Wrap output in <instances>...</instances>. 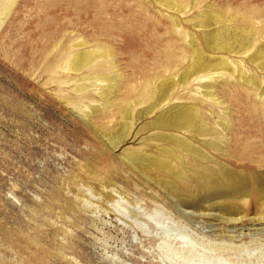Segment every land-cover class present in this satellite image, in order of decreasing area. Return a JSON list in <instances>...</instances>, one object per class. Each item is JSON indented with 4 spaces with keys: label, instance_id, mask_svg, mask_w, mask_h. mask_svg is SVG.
I'll list each match as a JSON object with an SVG mask.
<instances>
[{
    "label": "rangeland",
    "instance_id": "1",
    "mask_svg": "<svg viewBox=\"0 0 264 264\" xmlns=\"http://www.w3.org/2000/svg\"><path fill=\"white\" fill-rule=\"evenodd\" d=\"M183 6L177 13L158 0H15L4 20L0 6V264H264V197L256 181L264 171V102L253 87L224 78L217 82L222 107L202 106L211 127L221 131L219 116L230 123L228 155L211 156L240 182L228 191L211 188L201 203L169 194L177 186L183 197L198 194L193 176L181 180L152 167L146 174L122 159L123 150L138 148L153 131L107 147L101 116L85 118L48 75L83 38L90 49L97 42L112 49L127 77L155 71L166 53L181 60L187 42L171 31L172 15L211 54L206 29L187 22L208 6L228 18L240 14L239 28L248 24L241 15L249 16L262 29L257 45L264 42V0ZM245 63L264 88V71ZM243 187H250L248 198ZM183 202L202 207L188 210Z\"/></svg>",
    "mask_w": 264,
    "mask_h": 264
},
{
    "label": "bare ground",
    "instance_id": "2",
    "mask_svg": "<svg viewBox=\"0 0 264 264\" xmlns=\"http://www.w3.org/2000/svg\"><path fill=\"white\" fill-rule=\"evenodd\" d=\"M158 2L170 10L182 13L186 0ZM14 4L15 0H0L3 20ZM238 16L240 14H236L234 19L228 18L221 11L208 6L193 19L187 20L206 29L203 30L204 47L211 54L201 47L194 33L186 30L178 18L172 15L171 31L179 32L187 42L181 60L176 53H166L165 59L159 61L155 71L134 70L133 75L127 77L114 59L112 49L101 42L93 44L95 47L90 49L87 46H90V42L83 38L74 42L70 51L62 54L48 68V75L58 83L60 98L85 118L91 119L95 114L101 116L102 126L106 128L101 134L107 147L118 149L134 135L136 138L140 132L153 131L138 148L123 150L122 159L130 167L146 174V167H152L174 174L181 180L193 176L200 183L201 191L198 194L183 197L178 186L171 189L169 194L182 201L192 198L201 203L206 202L203 200L211 198V188L221 187L224 191L236 188L240 177L233 169L220 165L221 162L211 156L213 151L228 155L224 147L227 141L224 134L230 123L219 116L217 124L221 131L211 127L203 117L202 106L214 104L222 107L223 101L217 94V82L224 78H232L253 87L264 102L262 80L245 63L248 61L256 69L264 71V42L257 45L262 29L256 27L249 16L242 15L241 21L248 24L246 28L237 27L235 22ZM231 57L241 59L236 62ZM69 87L72 91H68ZM221 111L224 116L228 114L225 109ZM146 118L149 120H145V124L135 132L137 123ZM240 159L244 160L242 157ZM211 164L218 166L214 169ZM256 181L264 197V171L258 174ZM162 182L167 184V180ZM242 190L241 196L248 198L250 187H243ZM224 191L221 190L222 193ZM183 207L189 210L202 205L183 202ZM226 212L229 216L236 214L235 211Z\"/></svg>",
    "mask_w": 264,
    "mask_h": 264
}]
</instances>
